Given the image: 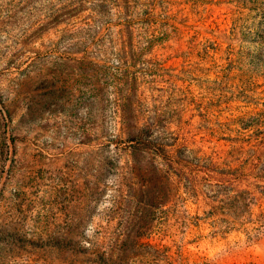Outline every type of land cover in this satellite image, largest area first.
<instances>
[{
	"label": "rangeland",
	"instance_id": "374dc122",
	"mask_svg": "<svg viewBox=\"0 0 264 264\" xmlns=\"http://www.w3.org/2000/svg\"><path fill=\"white\" fill-rule=\"evenodd\" d=\"M0 264H264V0H0Z\"/></svg>",
	"mask_w": 264,
	"mask_h": 264
},
{
	"label": "trees",
	"instance_id": "16d2710c",
	"mask_svg": "<svg viewBox=\"0 0 264 264\" xmlns=\"http://www.w3.org/2000/svg\"><path fill=\"white\" fill-rule=\"evenodd\" d=\"M132 123L129 122L128 119H125V115H123V124ZM258 119H252L251 121L244 124V128L248 129V126H252L256 123H258ZM137 124V123H134ZM156 126L154 122H146L145 125L138 130V133L136 136L133 137V140H137L138 144H140L141 148L139 149L141 152L149 153L151 156V153L155 151V147L159 146L156 143V140H154V132H155ZM243 143H246L245 140H243ZM242 143V144H243ZM166 145H160V151L161 153H157L155 151L154 157L149 159L148 164L152 166L153 168H156L157 165L155 164V156L161 157V159L166 161V159H172L173 162H170L168 160V165L173 166L175 164V161L173 159V156H176V152L173 151H167ZM242 147V146H241ZM161 154V155H160ZM242 154V153H241ZM173 155V156H172ZM171 157V158H167ZM207 162V161H206ZM209 164L205 165V169L208 171V174L211 175L213 178H217L218 182L220 184L218 187L221 190V194H218L223 198V200H219L222 203V206L217 207V211L224 215L234 216V217H241L243 215V212L248 209L249 204L251 203V200H248V197L245 196V192H238L237 187H240L244 185V179H243V170L245 168V162L242 163L243 166L241 168H230V164L226 163L223 168H218L216 163H213L212 161L208 162ZM227 165V167H226ZM208 167V168H207ZM217 188V187H216ZM216 191V189H215ZM214 191V192H215ZM150 235L148 233H139L137 235L138 240L148 238Z\"/></svg>",
	"mask_w": 264,
	"mask_h": 264
}]
</instances>
